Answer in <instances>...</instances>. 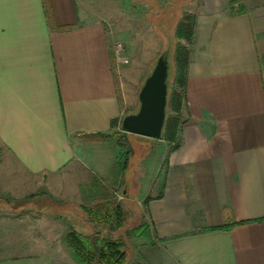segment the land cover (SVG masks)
Segmentation results:
<instances>
[{
    "label": "crops",
    "instance_id": "0c3cea01",
    "mask_svg": "<svg viewBox=\"0 0 264 264\" xmlns=\"http://www.w3.org/2000/svg\"><path fill=\"white\" fill-rule=\"evenodd\" d=\"M100 2L0 0V148L8 156L0 159V230L32 222L23 230L35 231L38 220L47 232L44 240L11 235L0 264H83L65 251L63 215L11 208L9 199L41 190L79 207L123 184L130 202L129 181L156 264H264V0L175 6L173 40L182 15L195 18L191 40H180L188 50L182 123L173 147L162 138L151 139L155 149L141 143L152 160L126 178L110 121L133 104L134 67L116 66L121 33L94 15Z\"/></svg>",
    "mask_w": 264,
    "mask_h": 264
},
{
    "label": "rangeland",
    "instance_id": "374dc122",
    "mask_svg": "<svg viewBox=\"0 0 264 264\" xmlns=\"http://www.w3.org/2000/svg\"><path fill=\"white\" fill-rule=\"evenodd\" d=\"M162 1L164 0H101L99 6L90 8L94 9V15L97 16L98 14L100 18L103 19L104 24L105 22H107L110 25H115L116 29L121 33V37L118 40L124 44L125 52L129 59L128 63L124 66L126 68L130 66L134 67V75L132 79V85L135 89V92L133 91V104L129 102L126 106V104L122 103V107H124L125 105L124 115L130 113V111L137 110L138 107L136 106L138 103V91L145 77L155 64L157 57L163 51H165L167 54L169 86L172 89V87H174L175 85L177 67L174 58V50L176 44L178 42H181L177 38L176 40H173V38L170 36V27L177 13V7L175 6L183 0H169L168 4L165 7L168 13H165L162 7L160 8V6H162L163 4ZM158 7L160 9H158ZM144 11L151 13L150 16H148L149 22L144 16ZM158 12H160L161 15H158ZM163 13L169 15L166 16ZM127 24H129L128 30H131L128 39L125 38ZM158 35L162 37V40L159 38ZM118 94L121 95L120 87H118ZM168 109L169 114H171L170 108ZM180 119L182 121V115ZM116 129L117 130H113L111 132V136L115 139H117V132L120 131L119 128ZM129 136L130 135H127L125 139L121 140L122 145L120 146L118 156V164H120L124 160L125 153H127V163L125 167L126 170L124 169L122 171V177L124 176V178H126L130 173L133 175H138L140 172L139 164L144 159L146 160L147 158H151L152 160L153 155H148L147 151H145L144 148L146 146L141 143H151L154 145L153 149H155L156 144H158V141L156 140L144 139L140 137H133L132 139H130ZM136 140L139 141L137 142ZM129 146H131L132 148L130 149ZM168 146L173 147L174 143L168 142ZM151 148L152 147H150L149 150ZM1 158H8V156L2 153L0 148V159ZM120 166L118 168L121 170ZM120 182H122L121 179ZM106 184L107 183H105V185ZM127 186L130 187L129 196L132 199V201L130 202L126 201L122 194V191L125 189L123 184H120L115 188H110L108 186L109 188L106 189V191H104V193H102L100 197L95 198L93 201L88 200L84 202V200L82 202L85 207H90L97 201L105 199L111 201H118L120 204L126 205V209L129 211L130 217L127 221L126 226L116 231H108L107 227L104 224H99L90 221L85 212L81 210V208L78 209L77 206L65 203L63 205L64 207H58L57 209H54L53 205H51L53 198H51L50 195L41 190H38L34 195L31 196V198L26 197L18 200L9 199L8 203H10L11 208L22 207L24 205L30 208H37V213H43V210L41 209L46 206L47 211L56 212L61 215L63 214L64 217H61V219L66 220L67 223H65L64 221V225L62 223H60V225L62 224L63 226H67L68 230H71L73 227H75V229H77L79 232H82L87 235L92 234L94 232H98L103 237L122 239L125 243V264H156L157 261L154 260V257L157 253L155 251V248H153V243L151 241H147L144 234L142 237L138 236L139 234L136 231V228L142 223L146 225L147 217L145 214L142 215V213L138 209V206L134 202V197L136 194L135 189L132 188V184L130 181L129 183H127ZM140 204L143 205L142 202H140ZM2 217L4 216L0 215V218ZM20 217L25 218V215H21ZM21 224L23 229L26 230L29 227H32L33 225L32 222L31 224H28L27 222ZM12 227L13 226L2 227V230H0V243L7 242L8 238L11 235L19 236L22 241L28 240L32 236H35L39 240H44L47 233L45 230V224H43L42 221L38 220L36 222V227L34 228L35 231L30 230V232H25L23 229L14 230ZM30 233L32 236H29ZM65 237L66 235L64 234L61 238L65 246V251L68 252V254L72 255V250L65 242ZM2 249L3 247H0V250Z\"/></svg>",
    "mask_w": 264,
    "mask_h": 264
},
{
    "label": "trees",
    "instance_id": "16d2710c",
    "mask_svg": "<svg viewBox=\"0 0 264 264\" xmlns=\"http://www.w3.org/2000/svg\"><path fill=\"white\" fill-rule=\"evenodd\" d=\"M48 9L49 8L46 5V13H48L49 15V12H47ZM194 24V16L192 14L184 13L176 25L175 37L178 40L184 39L185 41L189 42L192 37ZM163 53L167 55L165 51H163ZM174 58L177 67V76L175 80V85L174 87H172V89L170 88L168 81L166 116L161 135L162 139L170 143H175L177 130L182 123L180 118L181 109L184 104V88L188 61V50L186 46L178 42L175 46ZM168 108H170L171 114H169ZM110 126L112 128L120 129V131L117 132V142L120 146L122 145L121 140L125 139L127 135H130L129 138L140 137L147 139L142 136L129 134L122 131L120 127V121H118L117 119H112L110 121ZM129 148L131 149L132 147L129 146ZM126 163L127 153H125L122 169H125ZM51 203L50 204L53 205L54 209H57L58 207H63V204L53 202ZM77 208H81V210L85 212L90 221L99 224H104L109 231H116L125 227L130 217L129 211L125 207H123L118 201H111L107 199L99 200L90 207L79 206ZM42 209L47 210L46 206H44ZM229 227L230 226H225L222 228L227 229ZM136 231L139 234L138 236L142 237L143 234L145 236L147 232V226L142 223L136 228ZM65 242L72 250V256L80 263H126V255L124 251L125 243L120 238L103 237L98 232H94L92 234L87 235L82 232H79L77 229H75V227H73L67 233L65 237Z\"/></svg>",
    "mask_w": 264,
    "mask_h": 264
},
{
    "label": "water",
    "instance_id": "95a60500",
    "mask_svg": "<svg viewBox=\"0 0 264 264\" xmlns=\"http://www.w3.org/2000/svg\"><path fill=\"white\" fill-rule=\"evenodd\" d=\"M168 62L163 52L145 77L137 94L138 108L120 120L121 130L150 139H160L166 116Z\"/></svg>",
    "mask_w": 264,
    "mask_h": 264
},
{
    "label": "built area",
    "instance_id": "2783aa9c",
    "mask_svg": "<svg viewBox=\"0 0 264 264\" xmlns=\"http://www.w3.org/2000/svg\"><path fill=\"white\" fill-rule=\"evenodd\" d=\"M113 56H114V62L117 67L125 65L129 61L125 52V46L119 40L113 43Z\"/></svg>",
    "mask_w": 264,
    "mask_h": 264
}]
</instances>
